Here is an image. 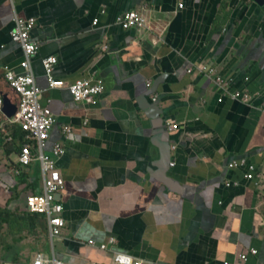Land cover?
Segmentation results:
<instances>
[{
	"label": "crops",
	"instance_id": "obj_1",
	"mask_svg": "<svg viewBox=\"0 0 264 264\" xmlns=\"http://www.w3.org/2000/svg\"><path fill=\"white\" fill-rule=\"evenodd\" d=\"M133 7L148 27L125 32L116 20ZM14 12L36 22L31 67L39 102L55 119L44 152L59 141L65 148L57 161L65 226L51 239L47 219L25 208L26 196L43 190L41 167L15 162L22 136L8 121L19 97L0 71L1 263L31 264L43 252L65 264H113L116 250L144 264H264V6L0 0V65L20 71L21 50L9 39ZM50 55L55 80L91 75L103 79L105 93L84 105L64 87L48 89L41 60ZM201 62L233 78L232 88L250 100L231 99L199 71L188 72ZM110 237L116 244L99 249Z\"/></svg>",
	"mask_w": 264,
	"mask_h": 264
},
{
	"label": "built area",
	"instance_id": "obj_2",
	"mask_svg": "<svg viewBox=\"0 0 264 264\" xmlns=\"http://www.w3.org/2000/svg\"><path fill=\"white\" fill-rule=\"evenodd\" d=\"M183 5L180 4L179 8ZM147 17L143 12L133 9L118 18V24L125 30L135 29L143 31L148 27ZM98 20H94L96 25ZM35 18H22L17 13H13L12 29L9 32L11 43L16 44L22 53V60L18 64L20 71L13 70L12 67L0 65V71L6 83L15 91L19 97L16 112L9 119V123L18 126L23 133L20 140L19 150L16 155V163L20 168H27L33 162H37L41 167L42 187L41 193H30L25 198V208L31 214L42 215L47 219L48 231L51 239L61 236L65 226L62 217L63 205L58 201L57 195L64 189L65 180L57 167V161L64 154L65 148L61 141L54 143L51 153L44 152L46 142L49 139V133L55 122L50 109L46 105H42L40 101L42 90L36 85L35 77L31 67V60L37 54L38 43L31 39V32L35 28ZM102 48H108L103 45ZM57 63L55 56H46L42 58L41 65L47 79L48 89L55 87H64L67 89L76 103L84 105L95 104L97 100L105 93L106 87L103 79L92 77L80 78L72 83L65 84L62 80L53 78V69ZM194 65V66H193ZM188 68V72L199 71L204 76L210 78L220 89L223 95L229 96L234 100H242L248 102L250 94L239 89L232 88L233 78L222 75L217 69L208 63L201 62L197 65L193 64ZM149 85V84H148ZM2 106V98L0 95V110ZM176 124H170L169 130L175 131ZM71 132L70 126L63 128V135ZM4 140L10 142L11 134L2 129ZM245 160L230 163V167L243 165ZM174 166L175 163L170 164ZM18 169L16 173H19ZM254 166H249V173L246 178L254 179ZM237 185V182L227 183L229 185ZM94 245V241L89 242ZM107 243L99 245V249L107 250L116 244V238L110 237ZM250 253L256 255L258 251L251 249ZM240 259L246 260L247 254L240 255ZM113 264H144L142 261L136 260L132 255L114 250L112 254ZM0 264L1 263L0 261ZM31 264H65L63 260L58 259L55 255L49 257L43 252L36 254ZM228 264V263H225Z\"/></svg>",
	"mask_w": 264,
	"mask_h": 264
},
{
	"label": "water",
	"instance_id": "obj_3",
	"mask_svg": "<svg viewBox=\"0 0 264 264\" xmlns=\"http://www.w3.org/2000/svg\"><path fill=\"white\" fill-rule=\"evenodd\" d=\"M257 4H259L260 6H264V0H254ZM136 7H133V8H131V9H129V10H127V11H125V12H123L121 15H123L124 13H126V12H128V11H130V10H133V9H135ZM118 19V18H117ZM116 24H118V21L116 20ZM118 26L121 28V30H123V31H125L126 32V30L125 29H123L119 24H118ZM35 30V28L32 30V32H31V34L33 33V31ZM131 30H135V29H131ZM131 30H128V31H131ZM60 194H58V196H59Z\"/></svg>",
	"mask_w": 264,
	"mask_h": 264
},
{
	"label": "trees",
	"instance_id": "obj_4",
	"mask_svg": "<svg viewBox=\"0 0 264 264\" xmlns=\"http://www.w3.org/2000/svg\"><path fill=\"white\" fill-rule=\"evenodd\" d=\"M13 135H14V137H21L23 135V133L18 128V126L13 128Z\"/></svg>",
	"mask_w": 264,
	"mask_h": 264
}]
</instances>
